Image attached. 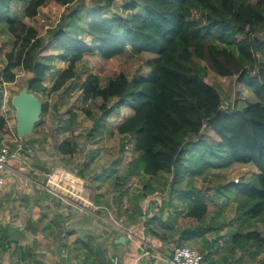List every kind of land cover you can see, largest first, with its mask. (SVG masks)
<instances>
[{
	"label": "trees",
	"instance_id": "1",
	"mask_svg": "<svg viewBox=\"0 0 264 264\" xmlns=\"http://www.w3.org/2000/svg\"><path fill=\"white\" fill-rule=\"evenodd\" d=\"M77 1L0 0V25H6L21 41L8 55L1 83H15L16 70L23 69L32 74L27 84L35 96L43 93L49 98L77 89L85 101L100 99L97 110H83L93 122L88 134L92 138L107 131L106 123L129 101L134 116L122 122L116 132L121 136L122 150L127 148L125 143H132L136 158L127 164L125 174L118 176L117 182L122 184L116 185L115 200L123 202L131 191L127 185L134 180L149 184L171 176V194L181 192L187 217L201 223L193 230L179 232L178 246L199 232L204 235L199 251L204 263L242 264L246 256L256 261L264 254V237L258 230L264 223V0L255 4L253 0H132L123 9L135 14H114L112 18L106 17V12L114 0H104L84 20L75 11L63 14L45 36L33 35L35 41L27 32L24 18H36L51 2L69 11ZM18 5H25L20 17L16 14ZM85 33L91 38L88 45L80 39ZM46 47L61 51L58 61L69 65L51 73L49 64L39 59ZM125 56H152L149 74L130 80L119 72L102 84L100 76L88 72L87 58L114 62ZM206 64L217 76L236 78L251 88L258 101L247 102L242 108L228 103L222 109L220 91L207 82ZM51 76L56 77L48 86ZM49 113L50 104L45 102L42 116ZM76 120L77 114L71 113V127ZM7 121L0 105V136L9 134ZM17 147L13 145V149ZM79 149L72 140L58 146L59 153L69 158ZM235 165H252L259 173L245 184L228 183L218 193L235 205L233 221L250 228L232 232L222 246L220 241L228 236L221 235L226 223L217 220L224 208L210 213L206 201L199 198L202 189L194 186V181L210 170ZM184 171L187 179L182 182ZM144 190L138 201L156 191L149 185ZM210 231L212 242L205 236ZM215 246L219 252H214Z\"/></svg>",
	"mask_w": 264,
	"mask_h": 264
},
{
	"label": "rangeland",
	"instance_id": "2",
	"mask_svg": "<svg viewBox=\"0 0 264 264\" xmlns=\"http://www.w3.org/2000/svg\"><path fill=\"white\" fill-rule=\"evenodd\" d=\"M103 1L104 0H78L75 4L69 7V11H66L65 8L61 7L60 5L51 2L47 6L41 8L36 18H24V23L29 28L27 32L32 33L30 36L35 35L37 38L45 36L48 30L58 24L63 14H70L75 11L76 14L81 16V19L84 20L87 13L96 9L98 6H101ZM131 1L132 0H114V5L106 12V17L112 18L114 14H135L134 12H126L123 9L124 6ZM255 2L256 0H253L254 4ZM24 10L25 5H18L16 10L17 16L20 17ZM33 38L31 40L32 42L35 41V38L34 41ZM80 39L84 44L87 45L91 42V38L86 33L81 35ZM19 42L21 43V41H19L15 35H12L8 32V27L6 25H0V74L7 65L8 55L12 51L16 50L17 43L19 44ZM61 54V51L56 50L53 47H46L42 49L39 59L42 62L48 63L50 66V72L56 74L57 71L63 70L69 65L68 63H61L58 61V57ZM151 59L152 56H125L116 59L114 62H102L99 59L87 58L86 65H88L89 68L88 72L97 74L100 76L102 84H106L109 79L115 78L119 72L124 73L130 80L139 78L140 76L148 75L150 72L148 61ZM207 67L209 69L207 82L211 85H214L220 91V94L224 100V106L228 103H231L238 108H242L247 102L258 101L251 88L247 87L242 82H239L236 78H221L217 76L208 65ZM82 72L85 71L83 70ZM16 74L17 79L15 83L2 84L0 81V105L2 113L8 120L9 134L14 136V139L17 141L18 147L20 148V152H24V150H26L27 155L31 153L30 157L32 159V163L38 164L39 166L44 163L42 168L50 174L57 172H52V169H54L52 166L53 163H56V166H61V169L58 170L61 173L64 171L72 173V168L75 169L76 166L81 167L79 170L88 166V170L84 171L86 172L89 179H91L93 182H97L99 180V184H102L101 188L104 187L103 189L107 191H112V188L115 189V192L119 191V189L116 188V185L122 184L121 182H117L119 174L120 176L124 175L127 164L136 158L132 143H125L127 144V148L125 147L124 150H122L123 143L121 136L116 132V128L122 122L134 116V112L128 107L130 102L127 101L126 106L121 108L118 114H114L109 119V121L106 123L108 126L107 131H104L103 134L92 138L88 137V134L93 128V122L87 118L83 110L85 108L97 110V107L102 103L100 99L96 101H85L82 97V93L77 89H68L61 93L53 94L49 98L43 93H39L37 96L42 103L49 102L50 113L41 116L42 121L38 128L32 133V135L19 138L16 133L15 109L12 106V98L18 95L24 89L25 85L27 84V80L31 78L32 74L23 69L16 70ZM55 77L56 76L49 77L47 83L48 86L53 84ZM115 101L116 100H112L111 102L113 103ZM71 113L77 114V120L75 122L76 124L73 127L70 126ZM207 135L212 136L210 133ZM64 140H72L78 143L80 150L74 158L63 156L59 157L58 146ZM46 163L50 164L46 166ZM258 173V170L252 165H235L229 169L221 171L210 170L204 175L195 178L194 186L202 189V198L204 199L205 196L210 197V202L208 204V207L210 208L209 211H212L214 207L216 210L219 208L225 209V217L217 220L218 222L225 221L226 223V227L222 230V233L224 234L228 231V236L223 239L222 246L225 244V242H227V240L230 239L232 236L230 234L232 232L246 231L250 228H247L246 223H240L237 222V220L234 222L233 219L230 220L232 216L234 217L235 205L233 203H229L226 197L218 193L225 190L224 185L228 183L237 184L241 183L242 181L245 184L248 180L254 178ZM186 179L187 173L184 171L181 180H183L182 182H185ZM156 180L159 181L162 186H164V184L170 185L172 182L171 176L166 175L155 179V181ZM184 185H182V188ZM74 186L78 187L77 197L80 198L82 196L80 190L82 189L84 192L83 187H85V185L80 181H76ZM68 190L70 189L68 188ZM94 190H96V186L94 187ZM161 191L163 192V190ZM161 191L158 194L160 196L155 195L148 200L156 201L155 199L157 198L159 200L161 198H165L166 200L167 196H165ZM102 192L103 191L100 190V194ZM65 193L67 192H61L63 195ZM180 195L181 192H177L175 197L176 201L179 202V205L182 203L180 200ZM201 195L199 198H201ZM81 198L84 197L82 196ZM128 198L129 197L124 199L123 203ZM211 199H213L214 202L213 200L211 201ZM218 201H221V203ZM123 203L120 204L114 199L112 206H114L116 209H114V211L112 210L113 213L106 219V222H101V216H99L100 218H97L96 214L98 213L95 214L96 210L93 209L95 211L94 217L95 219H98V222H94V242L102 244L105 241V237L108 236V234L107 231H105L106 229H103V231L102 228L105 227L112 230V228L115 227L114 225L119 220L118 207H120L119 205H122ZM172 207H174V209H171L169 211L170 213H173L176 210L175 202ZM138 211L139 210L136 208L135 213ZM185 211L186 210H182L180 212L183 213ZM165 213L166 212L162 213L164 218L167 215V213L166 215ZM178 222V217L167 220L165 222V228L178 225ZM216 228L217 225L215 226V229ZM258 230L264 237V223L259 225ZM172 233L173 231L169 232V236L172 237ZM116 236H109L111 245L112 240ZM207 239L208 242H212L214 240L213 231L207 233ZM173 241L174 239L171 242ZM174 244L178 246V243ZM216 248L217 247L215 246L214 252H219V250H216ZM262 262H264V254L261 255L256 261H253L249 256H246L242 264H261ZM206 263L209 264L208 262H205L204 264Z\"/></svg>",
	"mask_w": 264,
	"mask_h": 264
},
{
	"label": "crops",
	"instance_id": "3",
	"mask_svg": "<svg viewBox=\"0 0 264 264\" xmlns=\"http://www.w3.org/2000/svg\"><path fill=\"white\" fill-rule=\"evenodd\" d=\"M8 135L10 134L1 137ZM19 152L9 161L4 172L5 185L0 189L1 245L6 246L0 252V264H167L165 259L177 246L174 243L181 241L178 233L201 225L200 221L187 217V208L183 203L179 207L175 198L177 192L171 194L168 184L162 186L157 180H151L149 184H145L143 180H134L127 185L131 191L125 199L129 198L118 207L119 220L115 227L112 230L102 228L108 234L105 243L94 242V222H98L94 216L98 213L96 216H101V222H106L111 216L116 209L112 206L117 194L115 189L107 191L104 187L101 188L99 180L93 182L87 176L85 171L88 166L80 170L81 167L76 166L75 169L72 168V174L85 185L84 192L80 190L84 198L77 197V186H74L77 191H73L76 192V197L71 196L70 186L73 185L70 184L64 185V190H55L53 193L46 187L50 173L42 168L44 163L41 166L32 163L31 153L27 155L26 150L22 154ZM59 157H62L60 153ZM52 166L53 173L61 169L56 163ZM145 185L156 191L138 201V196L146 193ZM100 190L103 191L101 194ZM62 191L67 193L63 195ZM160 191L167 196L166 200H148ZM204 200L209 204L210 197L205 196ZM174 202L176 210L170 213L174 209ZM136 208L139 210L137 213ZM182 210L186 211L181 213ZM217 210L214 207L212 211H208L213 213ZM163 212L167 213V217H163ZM225 214L226 212L223 215ZM174 217L179 218V226L165 228V222ZM146 224H150L149 227ZM171 231L175 234L174 238L169 236ZM109 234L117 235L112 240V245ZM227 234L228 231L221 233L222 236ZM123 237L125 242L120 243L119 239L122 241ZM203 237L204 235L196 232L193 240L182 242L184 246L195 247L200 251ZM173 239L174 243L171 242Z\"/></svg>",
	"mask_w": 264,
	"mask_h": 264
},
{
	"label": "built area",
	"instance_id": "4",
	"mask_svg": "<svg viewBox=\"0 0 264 264\" xmlns=\"http://www.w3.org/2000/svg\"><path fill=\"white\" fill-rule=\"evenodd\" d=\"M227 105H223L222 109H226ZM17 144L14 136H2L0 137V189L5 185L4 172L7 169L9 161L15 158L20 151V148L13 149V145ZM77 178L70 172L57 171L54 174H50L47 178L46 187L49 191L55 193V190H64V185H73L71 188V196L76 197L77 189L74 185ZM82 194V192H81ZM130 236V234H129ZM2 232L0 226V252L6 246L1 245ZM167 264H204L203 255L195 248L189 246H176L172 254L166 259Z\"/></svg>",
	"mask_w": 264,
	"mask_h": 264
},
{
	"label": "water",
	"instance_id": "5",
	"mask_svg": "<svg viewBox=\"0 0 264 264\" xmlns=\"http://www.w3.org/2000/svg\"><path fill=\"white\" fill-rule=\"evenodd\" d=\"M12 106L15 109L16 133L19 138H24L35 131L43 113V103L29 90L26 84L24 89L12 98ZM125 242V237L122 241Z\"/></svg>",
	"mask_w": 264,
	"mask_h": 264
}]
</instances>
